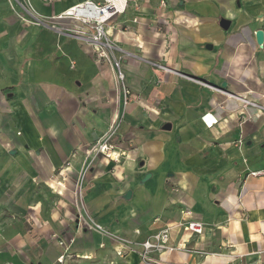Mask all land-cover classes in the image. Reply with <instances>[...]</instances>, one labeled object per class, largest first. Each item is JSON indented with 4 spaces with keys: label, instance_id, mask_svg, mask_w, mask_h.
<instances>
[{
    "label": "crops",
    "instance_id": "crops-1",
    "mask_svg": "<svg viewBox=\"0 0 264 264\" xmlns=\"http://www.w3.org/2000/svg\"><path fill=\"white\" fill-rule=\"evenodd\" d=\"M84 1L0 0V264H264V175L250 176L264 171V111L232 97L264 105V0H127L108 26L126 105L80 23L60 18ZM116 118L126 158L89 156ZM183 209L203 234L174 228L181 249L142 260ZM88 220L133 251L117 257Z\"/></svg>",
    "mask_w": 264,
    "mask_h": 264
},
{
    "label": "built area",
    "instance_id": "built-area-1",
    "mask_svg": "<svg viewBox=\"0 0 264 264\" xmlns=\"http://www.w3.org/2000/svg\"><path fill=\"white\" fill-rule=\"evenodd\" d=\"M47 1V0H43ZM149 1V0H148ZM127 8V0H85L80 4L69 8L65 11L60 18L71 19L80 23V29L77 31V36L81 40H84L94 50L98 59H104L109 62L114 69L117 83L120 85L123 95V104L126 105L129 100L130 90L125 83V74L122 69V62L120 59H115L110 55V52L114 50V44L109 38L108 26L113 19L125 12ZM159 8L164 10L166 8V1L159 0ZM232 97L239 101L243 106H249L259 111H264V105L258 104L247 97H241L238 95H232ZM120 123L116 118L109 126L108 131L103 134L88 150L89 156H101L103 159L113 162L114 164H120L122 159L126 158L127 152L120 148L118 144L114 143L116 134L118 132ZM68 169V168H66ZM88 166L84 165L79 173L76 181V187L73 191L74 201L76 207H78L81 198V183L84 180L87 173ZM264 175V171H257L250 173V176ZM62 180L65 179L61 172L59 173ZM61 185V184H59ZM64 185L63 188L64 189ZM60 194V193H59ZM181 220L175 225H168L160 231L149 236L145 241L139 244L141 247L139 256L142 260L148 261L149 255L152 252H174L179 251L180 246H172L171 231L177 228L182 234L192 236H201L204 232V224L200 221L194 220L191 213L186 209L181 211ZM78 220L81 222L82 217L79 216ZM84 227L90 231L96 232L104 237H109L117 240L120 244L114 252L117 257H123L126 252L133 251V247L136 245L130 240L119 238L110 233L106 228L93 221H87L84 223ZM135 233H138L136 231ZM60 245H63L60 242ZM104 247L101 245V248ZM64 255L58 258V263L64 262Z\"/></svg>",
    "mask_w": 264,
    "mask_h": 264
},
{
    "label": "water",
    "instance_id": "water-1",
    "mask_svg": "<svg viewBox=\"0 0 264 264\" xmlns=\"http://www.w3.org/2000/svg\"><path fill=\"white\" fill-rule=\"evenodd\" d=\"M229 25H230V22L227 21V20H225V19H221L220 22H219V26L223 30H227L229 28ZM255 40H256V44L258 46H262L263 45V42H264V33H263V31H261V30L256 31V33H255ZM167 128H168V126H167ZM149 177H150L149 175L146 176L144 178V181H146ZM130 194H131V192H128L126 194V197H129Z\"/></svg>",
    "mask_w": 264,
    "mask_h": 264
},
{
    "label": "rangeland",
    "instance_id": "rangeland-1",
    "mask_svg": "<svg viewBox=\"0 0 264 264\" xmlns=\"http://www.w3.org/2000/svg\"><path fill=\"white\" fill-rule=\"evenodd\" d=\"M262 105V104H261ZM58 176H59V174H58ZM61 177V176H60ZM64 182V180H62V178H61V180L59 181V183L58 184H64L63 183ZM58 187L59 188H63V185H58ZM76 187V186H75ZM75 187H74V190H75ZM65 189H66V187H64Z\"/></svg>",
    "mask_w": 264,
    "mask_h": 264
}]
</instances>
